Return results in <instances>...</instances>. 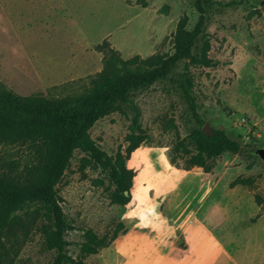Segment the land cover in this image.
I'll use <instances>...</instances> for the list:
<instances>
[{
  "label": "rangeland",
  "instance_id": "1",
  "mask_svg": "<svg viewBox=\"0 0 264 264\" xmlns=\"http://www.w3.org/2000/svg\"><path fill=\"white\" fill-rule=\"evenodd\" d=\"M217 1L206 8L210 64L188 68L191 93L204 123L253 152L264 146V0ZM193 5L194 0H0V86L20 96L78 95L102 69L95 47L103 40L123 59L171 55L178 21L185 16L188 30L197 21ZM183 70L179 62L173 74ZM172 75L134 93L131 105L89 132L108 156L124 155L132 107L140 112L147 140L125 161L134 173L127 205L112 204L107 172L83 167L84 154L74 152L55 187L74 228L66 234L73 244L68 253L77 255L83 230L110 238L123 224L126 233L86 258L87 264H157L194 252L210 254L212 264H264V163L225 153L209 174L172 165L168 155L176 136L166 122L173 121L180 138L198 126ZM32 159L24 146H0V172H22ZM177 164L185 166V159ZM237 177L251 185L231 187ZM53 257L34 235L17 264H49Z\"/></svg>",
  "mask_w": 264,
  "mask_h": 264
},
{
  "label": "trees",
  "instance_id": "2",
  "mask_svg": "<svg viewBox=\"0 0 264 264\" xmlns=\"http://www.w3.org/2000/svg\"><path fill=\"white\" fill-rule=\"evenodd\" d=\"M218 4L221 3L217 0H194L197 21L190 30L186 28L185 16L178 21L171 55L123 59L103 40L95 47L102 54V69L90 77L88 86L78 95L58 99L40 94L20 96L0 86V146H24L33 156L22 172H0V264H17L21 251L34 235L40 237L44 251L54 253L49 264H87L86 258L98 255L119 233H126L123 224L117 225L110 238L99 236L91 229L83 230V239L77 243L78 253L72 257L68 248L73 244L66 234L74 228L65 220L55 187L69 168L74 152L79 151L84 154L83 167L107 172L114 186L111 203L125 206L130 202L134 173L125 166V161L147 140L139 123L140 112L132 107L134 116L125 137L124 155L118 152L115 158L108 156L91 139L89 132L99 120L131 105L134 93L166 80L179 62L184 63V70L173 74L171 82L198 126L180 138L173 121L166 122L165 128L174 131L176 136L168 155L169 162L183 171L199 168L209 174L216 160L225 153L255 158L249 144L232 140L222 130L213 129L210 135L202 132L204 121L191 93L188 68L209 67L210 64L206 8ZM197 41L201 42L200 46ZM182 159L186 164L179 167L177 160ZM237 185L250 186L251 180L237 177L231 187ZM254 201L258 206L262 203L257 195Z\"/></svg>",
  "mask_w": 264,
  "mask_h": 264
},
{
  "label": "crops",
  "instance_id": "3",
  "mask_svg": "<svg viewBox=\"0 0 264 264\" xmlns=\"http://www.w3.org/2000/svg\"><path fill=\"white\" fill-rule=\"evenodd\" d=\"M250 116L255 117L253 114ZM214 261L215 260L211 258L210 254L208 253L206 254L204 252H194L184 256L179 255L176 257L164 259L161 262L158 261L157 264H212Z\"/></svg>",
  "mask_w": 264,
  "mask_h": 264
},
{
  "label": "water",
  "instance_id": "4",
  "mask_svg": "<svg viewBox=\"0 0 264 264\" xmlns=\"http://www.w3.org/2000/svg\"><path fill=\"white\" fill-rule=\"evenodd\" d=\"M201 130L205 135H210L212 134L213 128L210 126V124L204 123ZM252 153L254 156H256L260 161L264 163V146L254 149ZM125 195L127 196L128 192H125Z\"/></svg>",
  "mask_w": 264,
  "mask_h": 264
}]
</instances>
